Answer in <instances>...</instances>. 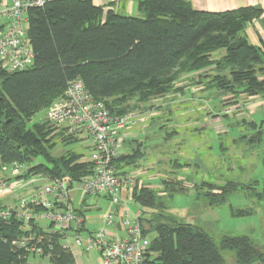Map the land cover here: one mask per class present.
<instances>
[{"label": "trees", "instance_id": "16d2710c", "mask_svg": "<svg viewBox=\"0 0 264 264\" xmlns=\"http://www.w3.org/2000/svg\"><path fill=\"white\" fill-rule=\"evenodd\" d=\"M138 10L139 17H127L104 13L92 0H53L29 11L27 35L33 66L17 72L0 68V167L12 162L29 166L16 181L39 175L78 180L90 174V163L82 161L83 154L69 148L59 156L52 154L57 145L51 138L52 126L31 124L38 113L63 96L75 78L115 117L149 112L147 104L153 99L181 95L191 86L217 93L225 98L222 105L231 107L240 96L264 95V41L254 46L245 34L260 11L200 12L184 0H139ZM240 126L247 127L250 136L238 139L246 140L248 146H264V119ZM55 135L64 145L73 142L72 136ZM142 155L141 144H137L130 154L119 155L114 166L123 172L137 168ZM185 166L170 164L176 172ZM174 173L160 176L158 189L137 181L130 193L142 208L143 233L151 240V264H225L202 229L168 214L171 199L187 191L186 182ZM192 187L212 206L245 190L264 205V188L232 181ZM4 208L0 202V209ZM231 212L250 214L248 210ZM23 225L14 217L0 221V264H30L22 251L11 246L24 233ZM28 226L43 234L32 221ZM51 244L52 264H75L73 255L61 248L58 236ZM220 248L234 251L236 264H264V252L247 236L223 237Z\"/></svg>", "mask_w": 264, "mask_h": 264}, {"label": "built area", "instance_id": "2783aa9c", "mask_svg": "<svg viewBox=\"0 0 264 264\" xmlns=\"http://www.w3.org/2000/svg\"><path fill=\"white\" fill-rule=\"evenodd\" d=\"M53 0H0V68L7 72L24 71L34 64V54L27 35L28 13ZM150 114L131 112L112 116L105 105L92 98L80 78L71 80L61 98L45 110L41 123L61 127L69 134L84 133L91 142L88 157L90 174L78 180L69 177L33 176L21 180L23 187L35 186L13 208L0 209V221L18 218L24 222L23 234L11 242L12 248L33 257L49 258L52 238L58 236L61 248L77 254L96 252L100 264H151L148 257L151 240L143 233L142 208L132 212L126 202L135 186L138 171H119L114 166L122 145V131L138 125L147 126ZM29 166L19 162L0 167V195L15 188V178ZM42 181L44 184H42ZM78 198H77V197ZM90 206L88 199L107 198L110 204L102 227L88 231L84 213L74 207ZM119 218L121 236L111 235ZM41 229L36 234L28 224ZM46 242V244L44 243ZM44 243V244H43Z\"/></svg>", "mask_w": 264, "mask_h": 264}, {"label": "rangeland", "instance_id": "374dc122", "mask_svg": "<svg viewBox=\"0 0 264 264\" xmlns=\"http://www.w3.org/2000/svg\"><path fill=\"white\" fill-rule=\"evenodd\" d=\"M191 89L195 100H185L183 103L175 101L169 105L171 110L162 112L161 119L153 123L146 146L156 156L159 172L168 177H171L170 172H175L174 176L182 178L187 185L186 192L177 194L171 199L168 214L180 222L190 223L202 229L213 240L224 263L236 264L234 251L222 250L220 241L223 237L247 236L260 251L264 252V205L249 196L251 191L245 190L230 196L222 204L212 206L209 205L207 199L198 196L201 191H196L192 186L200 185L202 182L223 185L225 182L232 181L245 186L251 185L252 188L258 190L264 188V146L262 143L248 146L245 143L246 140L238 139L241 135L250 136V132L244 128L235 127L226 135H218L208 120L213 121L216 113L225 108H232L231 105L229 103L222 105V102L218 101L212 102L213 98L216 99V95H210L207 100H204L205 94L203 93L206 92L198 91L197 87L192 86L182 93L185 94L184 97H190L189 90ZM186 93L189 94L186 95ZM157 103L153 100L149 104L154 107ZM152 113L153 110L141 114ZM234 113V111L230 112L229 115L232 116ZM44 114L45 111L38 113L31 120V124L41 123ZM225 120L223 119L224 124ZM50 130L52 131L51 138L57 144L52 154L59 156L65 152L64 150H68L69 146L62 144L61 137L55 134L65 129L52 126ZM65 134L69 133L65 132ZM74 144L72 143V146ZM70 148L78 150L77 147ZM172 162L186 166L176 172L170 167ZM140 168L142 167L129 170L138 171ZM140 175H137L136 182L140 181ZM150 175L151 182L145 183L160 185L163 177ZM42 184H44L43 181ZM205 190L203 189L202 192ZM21 193L16 191L15 196H20ZM87 201L99 207L98 211L91 213L105 214L110 206L109 202L101 198ZM134 203L135 201L130 197L126 202V206L132 212L136 209ZM5 208L8 207L5 206ZM237 210H248L250 214L233 215L231 211ZM148 217V215L145 216V218ZM76 252L77 250L74 249L73 258L77 264H99L95 258L96 252L77 255ZM28 263L52 264L47 257H33L28 260Z\"/></svg>", "mask_w": 264, "mask_h": 264}, {"label": "crops", "instance_id": "0c3cea01", "mask_svg": "<svg viewBox=\"0 0 264 264\" xmlns=\"http://www.w3.org/2000/svg\"><path fill=\"white\" fill-rule=\"evenodd\" d=\"M184 1L189 3L193 9L200 11V12H207V13H223V12L239 10L243 8H254L258 10L260 11L259 18L252 21L247 26L245 30V34H246L248 41L254 46L259 47L261 46V43L264 41V0H184ZM138 2L139 0H92V4L97 8H101L104 13L111 11L114 14H117L120 16H127V17H139L140 16V13L138 10ZM197 90L200 91L201 89L197 88ZM189 91H190L189 92L190 97H187V98L184 97L185 94L180 95L178 93H175V94L165 95V96L157 97L153 99L154 101H157L158 103L154 107H152L151 104H147V106H151L150 110L151 111L153 110V113L150 114L151 117H150V120L147 126L138 125L136 127L122 131L123 138H122V145H121L120 153H119L120 156L130 154L131 150L137 144H141V151L143 152V155H142L141 160L139 161V167H142L143 169H145V171L139 177L141 184L147 185V183L145 182H151L150 174H153L154 177L163 175L161 172L157 170L158 161L156 160V156L153 154V151L149 150V148H147L146 146L148 137L151 134L150 131H152V127L155 124L154 122H157L161 119L162 112L164 113L169 112L171 110V107L169 105L175 103V101L176 102L179 101L181 103H183L185 100L194 101L195 98L193 97L192 89ZM189 93H186V95H188ZM203 94H205L204 100H207L210 97V95H216L217 96L216 99L213 98L212 102H215V101L220 102L221 100L225 99L224 97L221 98L217 93H214V92L209 93V95L207 94V92ZM232 109H237V110H232ZM221 111L216 113L217 115L214 116L216 118L213 121L208 120L210 121V124L213 125L218 135H226L232 128H235V127L244 128L249 131L247 127L240 126V124H242L243 122L258 123L264 119V95L255 96V97L240 96L237 105L232 106V108H229V109L225 108ZM233 111L235 113L232 114V116H230L229 113ZM223 119H226L225 124L223 123ZM65 132L67 131L65 130L61 132L63 136H72L73 138L72 143H75L74 146H72V143L68 145L69 146L68 148L73 149L70 147H77L78 150H75V149L73 150H75L78 153L83 154L84 157L82 161L88 162V157L91 152V142L87 138V136L81 132L71 134V135L65 134ZM241 136H244V135H241ZM129 169H132V168H125L124 170L126 171ZM13 184L15 188L12 190L11 193L7 195H0L1 204L8 208L15 207L19 198L27 195L29 192H31L35 188V186H30V188L29 187L24 188L23 187L24 185L21 181L13 182ZM148 186H151L155 189H158L160 187V185H150V184ZM16 191L22 192L20 196H15ZM77 198L74 202V207L82 211V213H84L85 218H86V222H85L86 229L88 231H93V230H96L102 227L103 218L105 214L91 213L92 211L94 212L98 211L99 207L88 203L91 205V207L86 206L83 208V206L77 204ZM101 199L109 202L107 198H101ZM109 232L111 235H114V236L122 235V228H121L118 217L115 219V223L113 227L109 229ZM95 258L97 259L99 263V258H98L97 253H96ZM75 264H77V261H75Z\"/></svg>", "mask_w": 264, "mask_h": 264}]
</instances>
